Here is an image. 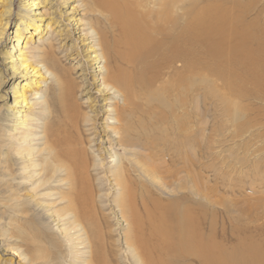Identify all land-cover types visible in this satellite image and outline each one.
<instances>
[{"label": "bare ground", "instance_id": "obj_1", "mask_svg": "<svg viewBox=\"0 0 264 264\" xmlns=\"http://www.w3.org/2000/svg\"><path fill=\"white\" fill-rule=\"evenodd\" d=\"M36 1L21 2L27 12L19 17V21L25 17L29 23L21 21L22 24L16 25L13 36L16 44L0 54L4 58L0 86L4 85V79L6 82H16L17 79L27 82L31 77L47 76L61 92L54 93L51 89L47 98H44L40 96L39 90L31 88L27 91L21 82L16 84L21 90L14 88L17 93L13 91L12 105H18L22 110L14 111L8 107L7 115L13 123L12 139L18 145L13 147V155L10 151L6 155L9 160L15 154L19 156L22 166L19 165L15 172L9 169L7 176L12 181L20 179L26 182L34 191L43 192L52 183L58 185L56 190L58 187L65 188V195L59 193L60 196L57 195L54 200L64 207L57 209L52 218L64 222L66 226L64 236L72 251L71 259L81 263L85 253L81 257L75 254L81 252L78 249L80 246H86L89 264H106L103 257L105 250L97 235L101 228L98 230L93 210L94 207L100 208L96 205L97 199L102 204L104 198H108L106 194L104 198L99 195L107 180L108 183L113 181L118 188L114 203L121 211L122 220L124 218L130 222L126 247L134 254L137 263L140 260L144 261L142 264H192L193 260L199 264H264L263 254L254 247L246 249V255L243 256L244 247L236 246L227 252L204 236L201 228L203 208L198 203L189 205L190 198L185 193L191 180L188 179L189 163L193 164L187 151L183 154L180 151L174 153L179 156L184 173L181 184L175 189L179 192L175 197L172 190H167L173 185L172 176H166L162 182L158 164L153 159L154 147L157 144L167 147V137L174 135L175 130L179 131L182 144L187 142L188 85L192 79H197L202 87L204 81L198 75L202 74L205 66L200 29L205 33L206 24H189L187 0H85V4L89 3L88 11L94 16V20L84 28L83 37L90 51L87 58L101 77L99 95L106 97L105 102H113L112 105H104L103 111L96 101L92 102L94 106L91 103H78L76 95L86 96L91 93V89L87 88L83 80H80V86L68 80L65 71L59 67L53 54L49 53L52 52L50 43L46 49L48 52L39 54L35 64L29 57L23 33L28 25L38 36L47 28V24L43 23L46 21L44 13L35 12V9H39V2ZM222 1L226 4V0ZM1 3L3 12L9 14L14 0H1ZM208 6L203 7L202 11H207ZM223 9L217 12L226 14ZM37 21L39 23L34 24ZM256 23L252 21L245 27H236L238 34L233 61L239 67L236 68L240 75L234 73L235 79L223 83L234 99L250 97L264 100V29L260 33L244 32ZM189 25L195 30L194 37L189 34ZM230 26L228 23L220 28ZM215 28L218 30L216 25ZM38 36L39 39L41 36ZM253 44L257 46L254 50L256 58L251 60L252 53L247 47ZM60 78L64 86H58ZM35 81L34 85L37 84ZM248 85L253 88L252 91L246 90ZM28 92L33 96L32 99L28 97ZM98 101L100 103L101 100ZM38 106L41 107L40 113L45 114L40 120H46L41 124L40 138L33 131L39 126L31 127L27 123L31 109ZM100 113L105 115V121H109L104 126L103 136L98 132L96 119ZM104 140L108 144L105 149L102 147ZM116 147L120 150L117 151ZM179 150L182 151V148ZM106 156L109 164H105ZM0 164L6 167L5 161L1 160ZM159 193L173 198L164 205L163 200L159 203L154 197ZM64 201V205L60 203ZM138 205L143 209L144 219H139L136 214L135 207ZM145 222L148 225L147 234L143 231ZM155 256L159 261L153 260Z\"/></svg>", "mask_w": 264, "mask_h": 264}, {"label": "rangeland", "instance_id": "obj_2", "mask_svg": "<svg viewBox=\"0 0 264 264\" xmlns=\"http://www.w3.org/2000/svg\"><path fill=\"white\" fill-rule=\"evenodd\" d=\"M21 2L23 0H14L12 10L9 14H5L3 3L0 0V54L16 44V39L13 37L16 25L21 21L29 23V20L24 19L25 17L19 21V17L27 12L21 6ZM36 2H39L40 10L35 9V12L44 13L46 21L43 23L47 24V28L38 36L33 33L32 26L28 25L23 33L25 38L23 42L27 43L31 60L35 64L39 60L38 55L45 51L48 52L46 49L51 44L50 51L52 52L49 53L53 54L59 67L65 71L68 80L79 86L81 85L80 80H83L87 88L91 89V93L86 96L76 95L78 103L93 105L92 102L96 101L102 111L105 109L104 105H112L113 102H105L106 97L99 95L101 94L99 93L101 77L96 70L94 71L92 61L87 58L90 51L86 47L88 42L83 37L84 28L87 27L88 22L94 20V16L88 11L89 3L85 4V0H37ZM207 5H210L206 7L207 11H202V8ZM186 6L189 10L187 14L190 25L198 22L206 24L205 33L200 29L205 66L202 74L198 75V77L202 76L204 81L202 87L197 79H192L188 85L189 124L185 138L187 142L188 140L191 142L182 144V137L179 131L175 130L174 135L167 137L169 143L167 147L161 144L154 147L153 159L158 164L159 178L162 182L166 176H172L173 185L167 190H172L171 193L175 197L179 193L175 189H178L181 184L184 173L181 171L179 156L174 153L180 151L183 154L187 151L193 164L189 163L191 166L188 179L191 180L185 193L190 198L189 205L198 203L203 208L201 228H203L204 236L227 252L236 246L244 247L242 254L244 256L246 249L254 247L264 256V100L250 99V97L234 99L228 89L223 87L225 81L235 79L234 73H239L237 69L239 67L233 61L234 43L238 34L236 27H245L248 22L256 21V24L244 32L260 33L264 29V0H226V4L222 0H187ZM220 8H224L226 14L217 12ZM178 13L180 14L179 11ZM37 23L39 21L34 22V24ZM228 23L231 24L230 28H220L221 25ZM190 25L188 26L189 34L194 37L195 30ZM37 36L41 37L38 39ZM256 47L254 44L247 47V50L252 53L251 60L256 58V51H254ZM3 61L4 58L0 57V74H3L1 65ZM175 67L179 66L176 64ZM42 80L44 83H41ZM4 81V85L0 86V96L4 97L0 98V161L6 162V167L0 164V264H78L79 262L73 261L74 258L71 259L70 252L72 251H70L69 244L65 242L64 222H57L52 218L57 209L64 207L56 204L58 201L54 200L58 197L57 195H65L63 194L66 192L63 190L65 188L58 187L59 189L56 190L58 185L52 183L43 189V192L38 190L37 192L26 182L20 179L12 181L7 176L9 169L12 168L15 172L22 166L19 156L16 157V154L12 156L13 147L18 145V142L12 139L14 136V133L11 134L13 123L7 115L8 107L13 108L14 111L22 110L20 106L12 105L13 91L17 93L14 88L21 90L16 84L21 82L27 91L31 88L39 90L40 96L44 98H47L51 89L54 93L61 92V89L58 90L56 83L47 76L44 78L31 77L27 82L19 79L16 82H6L5 79ZM33 81L37 84L34 85ZM60 84L64 86L62 78L58 86ZM247 89L252 91L253 88L248 85ZM29 95L30 92H28V97L32 99L33 96ZM98 100H101L100 103ZM40 108L38 106L31 109L29 120L32 121L27 122L31 127L39 126L33 130L37 138L41 136V124L46 122V120H40L45 116L40 113ZM101 114L96 119L99 125L98 132L103 136L104 126L109 121H105V115ZM179 116H181L180 112ZM102 147L103 149L108 148L106 141ZM180 148L182 151L179 150ZM116 150L120 149L116 147ZM8 151L12 153L10 160L6 155ZM108 161L106 156L105 164H109ZM108 176L111 181L110 174ZM111 182L108 183L105 180L99 195L104 198L106 194L108 198H104L102 204H99V199L95 200L100 208L94 207L93 210L94 220L99 225L98 230L101 228L100 234L97 235L105 250L103 255L105 263L142 264L144 261L139 260L137 263L134 254L126 247L125 239L131 225L128 220L127 222L124 218L122 220L121 211L114 203V198L117 197L119 191L113 181ZM160 194L154 197L159 200V203L163 200L164 205L173 198ZM34 197L35 200H33ZM60 203L64 205L66 202ZM141 209L139 205L135 207L139 219H144L143 209ZM144 224L147 225V222ZM144 224L143 231L147 234L148 225ZM101 233H103L102 236ZM78 249H81V252L75 256L81 257V254L85 253L82 261L79 260L81 261L79 264H89L90 256L86 253L88 251L86 246H80ZM153 260L159 261L156 256ZM191 262L199 264L193 260Z\"/></svg>", "mask_w": 264, "mask_h": 264}]
</instances>
